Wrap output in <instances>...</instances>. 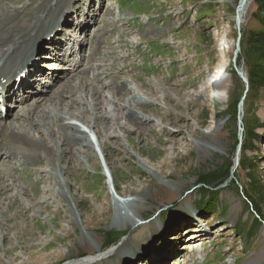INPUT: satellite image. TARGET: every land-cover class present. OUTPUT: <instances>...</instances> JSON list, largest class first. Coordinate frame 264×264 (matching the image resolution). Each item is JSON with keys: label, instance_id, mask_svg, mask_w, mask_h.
<instances>
[{"label": "rangeland", "instance_id": "1", "mask_svg": "<svg viewBox=\"0 0 264 264\" xmlns=\"http://www.w3.org/2000/svg\"><path fill=\"white\" fill-rule=\"evenodd\" d=\"M15 1H0V11L2 3ZM76 2L81 7L73 8L72 45L82 43L84 63L93 47L94 59L70 81L75 89L67 95L92 104L86 116L108 111L117 118L112 120V137L102 139L108 159L114 162V181L108 176L104 152L98 148L91 150L93 164L78 159V167L63 173L76 198L75 212L85 221L75 225L70 215L73 210L60 198L57 206L43 205L42 214L30 208L47 185L52 193L58 189V179L46 158L24 164L14 157L0 160V264H64L87 255L84 247H75L82 231L90 239L98 236L102 251L112 249L104 256L110 257L108 264L121 263L123 258L118 260L115 252L126 241L135 244L131 236L139 233V242L147 245L129 255L124 264H251L264 252V0H249L241 23L236 19L239 0H72L64 10ZM37 4L39 0H21L16 6L33 9ZM23 18L21 13L14 26ZM100 35L102 39L97 40ZM40 42L41 53L45 40ZM37 57L40 65L53 61L40 58L39 53ZM220 67L227 77L224 90L206 79ZM57 71L56 76L63 69ZM28 91L16 97L7 118L27 109L33 97H41ZM135 91L155 101L149 113L145 112L151 122L143 114L140 123L125 115L123 99ZM103 97L102 104L95 106L94 100ZM107 98L110 103L105 102ZM82 108L77 105L75 112ZM218 122L224 123L218 140L224 150L200 161L196 141L202 131L213 129ZM55 131L52 135L58 139ZM44 133L49 131L44 129ZM237 153L241 157L234 168ZM64 162L57 161L61 167ZM3 168L15 175L11 186L4 183ZM154 173L183 184L180 197L159 204L166 192L160 190ZM211 186L218 191L213 200L215 196L200 189L211 191ZM149 187L160 196L146 199L142 224L147 225L110 227L112 193L125 197L142 194ZM15 192H22L20 200H15ZM188 194L191 203L181 212L180 203ZM203 204L207 208L200 210ZM197 216L205 236L186 237L189 226L199 227L194 224ZM155 217V227L161 226L159 236L148 225ZM172 228L178 232L174 241H170L175 233ZM106 233L109 240L118 238L106 241ZM185 237L187 242L203 241L201 246L181 249Z\"/></svg>", "mask_w": 264, "mask_h": 264}, {"label": "bare ground", "instance_id": "2", "mask_svg": "<svg viewBox=\"0 0 264 264\" xmlns=\"http://www.w3.org/2000/svg\"><path fill=\"white\" fill-rule=\"evenodd\" d=\"M20 1L21 0L11 2L9 5L2 3V12L0 11V88H3L2 90L4 91V94L1 95L2 99L0 100V140H2L0 141V160L4 161L5 159L14 157L17 158L16 160L18 162L24 164V162L29 163L34 159L46 158L51 166V171L58 179V189L56 193H52L51 189L49 190V186L47 185L44 194L40 199L32 202L30 208L42 214L43 205L57 206L58 198H60L73 210L70 214L73 224L79 225L80 222L84 223L85 221L81 219V213L75 212L76 205L74 202L76 201V198L71 195V187L68 183H66L67 180L62 178L63 173L66 174L69 168L74 170L78 167L75 163L78 159H82L88 164H93L91 150L93 148H98L104 152L103 155L108 176H110V179L113 180L112 170L114 162L108 159L106 141H103L102 139L112 137L110 132L111 130L113 132V129H115V124L112 120L117 118H114L108 111L102 113L101 115L95 114L91 117L86 116L85 112L91 110L89 106L92 104L90 105L89 101L84 102L85 99L80 100L79 98L73 97L70 99L67 95V92L75 89V85L70 84L72 81L69 82V80L76 76L78 77L80 73H84L87 69L86 64H89L88 62H91L94 59L93 47V50L91 49V52L89 53V57H87L88 59L86 63H76V60L69 59V72L65 76L61 75L63 78L61 81L59 78L56 79L55 75L52 73L50 75H46L52 77V83L56 85L54 89H57V91H51L54 86L52 87L49 84L48 79H43L44 84L42 87L45 89V94H42L41 97H33L31 102H29V104L27 103V109L22 108L20 112L15 111L12 113L11 118H7L8 114L10 115V105L17 100L16 97L6 96L9 94L7 93L9 85L12 82H15L17 88H19L17 92L21 89L23 90L26 83L20 82V74L23 72L24 74L27 72V76L25 77L28 80L27 84H34L36 75L35 72L40 71L33 67L32 62V57H36H34L33 52L35 51L38 42L41 39H45L50 36L48 43L53 46L55 50H60L61 42L60 39L57 40V30L59 26H61V20H67L70 18L68 16L69 12L66 11V8L64 10V7H68V3L71 0H39V4H37V7L33 9L30 5H24L21 9H19L16 5ZM248 3H250L249 0H239L236 14V19L239 23L242 22V17L246 12ZM21 13H23L24 18L21 20L19 26H14L15 21L20 19ZM101 39L102 36L100 35L97 40ZM57 56L58 54L51 55L49 57L57 58ZM53 66L55 67L56 65ZM225 75L226 72L222 67H220L212 75L208 74L206 79L209 81V84H212V86H216L219 87V89L224 90L228 88L227 77H225ZM9 92L16 91L9 90ZM35 92L39 93L37 90H35ZM65 98H69V100H64ZM165 98H168V96H165ZM103 100L104 97L101 99L96 98L94 100V105L100 106L102 104L101 101ZM105 102L110 103L111 100L107 98L105 99ZM115 102L112 101V103ZM8 103L9 106L7 105ZM6 105L7 109L4 111L2 107H6ZM77 105H83V108L76 113L75 110L77 109ZM153 105H155L154 100L145 98V96L139 91H135L133 93L129 92L128 97L123 99L121 107H123V111L125 115L129 117L130 121L140 123V120L138 119L142 114L146 115L148 122L152 121V119L149 118L150 116L145 114V112L149 113L148 108ZM261 115L264 117V108ZM99 119H101V122H98ZM175 123L176 122L172 124ZM55 126L57 131L53 128ZM223 126V122H218L213 129L202 131L201 136L197 139L195 144L200 161H204L215 152H223L224 148L218 143V140H220V137L223 135ZM44 129L48 130L49 133L45 134ZM53 131L59 134L58 139H55L54 135H52ZM95 143L97 147H95ZM239 156L240 155L237 153L234 157V168L238 165V160L240 159ZM63 159H65V162L63 163L65 166L61 167L58 165L57 161L59 162ZM4 169L5 168H3V171ZM4 173L6 174V181H4V183L7 187L11 186L12 183L15 182L13 181L15 175L9 173L7 169H5ZM154 175L158 180L156 183L160 187V190L163 188L166 192V196L160 201V203L164 200L172 201V199L180 197L183 184L164 179L160 173H154ZM150 188L151 187L148 188V191L145 190L142 192V194L133 193L125 197L121 195H114V193H112V206L114 214L112 215V223L110 227L114 226L118 228H126L128 226H132L133 228H140L142 225L146 226L147 223L142 224L144 219L142 216V209H147L146 199H148V197L157 199L158 196H160L159 192L152 194ZM24 191L28 193L27 189ZM22 196V192H15L14 198L15 200H20ZM190 203L191 194H188L180 203V211L186 212V208L190 205ZM232 210H236V208L233 207ZM2 216L3 208L0 203V220ZM156 220V217L153 218V220L148 222V225L153 228L151 231L155 232L156 236H159L161 226L159 225L155 227ZM84 226L85 225H83V228H85ZM189 228L190 233L187 234V237H201L206 234L204 232L205 230H203L200 226H189ZM175 230V228H172V232H175ZM162 233L166 234L167 231H163ZM173 235L174 236H172V238L170 237V241L177 239L176 236L178 235V232L173 233ZM141 236V233L132 235L131 240H133L135 244L131 245L129 240L117 249L115 253L118 260L123 258V261L121 260V263L119 264L129 262L127 259L129 255H133L140 249V246L142 248L147 245L146 242H139V238ZM148 236L151 237V233H148ZM97 237L91 236V241L90 236L86 235L82 231L75 247L82 246L89 252V254L69 259L64 264H108L110 257L104 258V256L108 253L110 255L112 253V249L106 250L107 252L102 251V242L100 241V238ZM198 241L200 240L198 239L195 242ZM193 242H187L183 245V247H188V245H191ZM121 253L123 254L121 255ZM263 257L264 252L261 251L251 260V264H260Z\"/></svg>", "mask_w": 264, "mask_h": 264}, {"label": "trees", "instance_id": "3", "mask_svg": "<svg viewBox=\"0 0 264 264\" xmlns=\"http://www.w3.org/2000/svg\"><path fill=\"white\" fill-rule=\"evenodd\" d=\"M212 188H214V187H212L211 186V191L209 190V189H205V188H202V187H200V189H201V192L203 193V194H210V195H212V196H215V197H213V198H211L212 200L213 199H216V194H217V190H213ZM200 207V210H202V209H206L207 207H205V205L203 204V205H199ZM202 208V209H201ZM118 235H115V236H113V238H111L110 240H109V242L112 240V239H115V238H118L117 237Z\"/></svg>", "mask_w": 264, "mask_h": 264}, {"label": "water", "instance_id": "4", "mask_svg": "<svg viewBox=\"0 0 264 264\" xmlns=\"http://www.w3.org/2000/svg\"><path fill=\"white\" fill-rule=\"evenodd\" d=\"M159 204H161V203H159ZM154 205V204H153ZM159 205L158 204H155L154 205V207H158ZM105 235V237H107L108 238V240H106V241H109V236H107V233L106 234H104Z\"/></svg>", "mask_w": 264, "mask_h": 264}]
</instances>
